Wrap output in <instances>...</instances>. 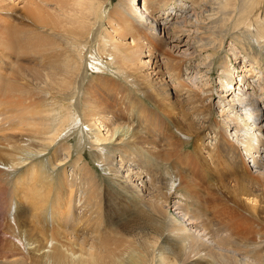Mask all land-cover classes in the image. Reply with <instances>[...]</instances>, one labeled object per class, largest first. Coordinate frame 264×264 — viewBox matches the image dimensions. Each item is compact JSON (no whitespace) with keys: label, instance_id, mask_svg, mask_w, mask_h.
Listing matches in <instances>:
<instances>
[{"label":"bare ground","instance_id":"obj_1","mask_svg":"<svg viewBox=\"0 0 264 264\" xmlns=\"http://www.w3.org/2000/svg\"><path fill=\"white\" fill-rule=\"evenodd\" d=\"M9 1L0 3V264H264V0ZM236 12L232 30L247 25L253 44L239 53L243 38L232 35L238 67L220 62L228 103L216 105L229 117L213 120L212 97L193 87L206 85ZM106 18L122 22L117 36L103 35ZM170 22L194 47L168 57L175 90L188 94L181 113L173 87L140 67L151 64L141 49L167 58L175 48L157 34ZM126 35L138 46L118 42ZM191 59L187 82L181 63Z\"/></svg>","mask_w":264,"mask_h":264},{"label":"rangeland","instance_id":"obj_2","mask_svg":"<svg viewBox=\"0 0 264 264\" xmlns=\"http://www.w3.org/2000/svg\"><path fill=\"white\" fill-rule=\"evenodd\" d=\"M22 1L23 0H13L12 2L14 4H18L19 3V8H20L22 6V4L20 5V3ZM117 1L118 0H115V3H117ZM141 2H142L141 0H137L136 1V3L137 4L140 3V5L142 4ZM0 3H2L4 6L12 5L11 1H9V0H0ZM48 7L52 8V7H54V4H50ZM187 7H188V9L192 10L193 7H194L193 2L189 1L187 3ZM184 10H185L184 7L183 8H179V11H184ZM16 11L20 12L18 9ZM174 12H177L176 9H174V11L171 14L167 13L166 17L167 18L171 17V15H173ZM158 16H159V14H158ZM234 16H235L234 19L231 21L230 24H228L230 26L231 30L227 34V36L225 37L226 39H225V44H224L223 48L218 53V56L215 57L216 61L214 60V66H212L211 71H209L210 73L201 80L203 82V84H206V85L203 86L201 83H195V86L193 87L203 97H207V98L210 97V96L212 97L211 99H208L207 102L211 103L212 105H215V108H214L215 110H214L213 116H212L213 120H225V119L228 120V117H229L227 113H225V114L224 113H220L219 111H221V110L216 105L218 104V102L219 103H228L226 100H224L222 98V95H224L226 93V92H224L226 88H224V89H220L219 88V87H221V85H219V75H220V72H221V68L219 66L220 62L222 61V59H224V60L227 61L228 65L232 66V68H233V66L238 67V64H236V65L234 64V58H233V52H234L233 50L234 49H233L232 46H230L232 41H233V36L232 35L234 34V35H237V36H240V37L243 38L241 40V42L237 43L236 48H235L236 51L239 52V53H245L246 54L244 48H241L240 45L242 47L244 45V46H246L248 48V47H250L251 44H253L251 42V43H247L248 46L246 45V40L245 39L247 38V34H248L247 25L244 26L242 24V27L240 26V28L236 29L235 31L232 30V27H233L232 24H234L236 18L239 16L238 12H236ZM108 19L109 18L105 19L104 28H103V35L104 36H108V34H111L113 36H117L116 32L120 31V25H121L122 22H120V21H109ZM171 24H172V22L167 24L168 26L166 25V30L161 29V30L157 31V34H159L161 41L168 40V38H171L170 40H171L173 46H175V48L171 50V53H168L169 55L167 56V58L164 57L162 55V53L153 50V48L150 47V46L148 48H146V49H141L140 50L141 51V58L142 59H146V61L150 59L151 64H147V65L141 64L140 67H141V70L143 71L144 74H147V73L151 72L150 75L154 79V81L161 82V83L164 82L165 83V80H166L167 84H169V86L173 87L172 92H173V94H175V96L177 95V98H173V100H175L176 102L179 103L178 109H179V111L181 113L183 108H187L188 107L186 105V103H183V100L188 96V94H187V91L183 90V89L177 88V90H179V92H177V90H175V88L177 87V82L174 79L170 78V75H171L172 68H173L174 64L177 63V61H168V57L170 55L174 56V57H177V56H180V54H182L183 52L194 53V47H192L190 45V42H187L186 44H184L183 42L186 41L185 39L183 40V42H181V40L179 38L180 36H177L172 30H169V27H170ZM114 31H116V32H114ZM164 35H166L167 37H165ZM248 39L249 38H247V41H248ZM117 40L121 44H125V46H127V47L128 46L134 47L136 45L138 46L137 42L133 43L132 38H130V36H127V35L125 37H123V38L118 37ZM253 42H255V41H253ZM108 46H113V44L109 43ZM255 46H256L255 50L259 51L260 49H259L258 45H255ZM204 55L206 56V54H204ZM193 56H194V54H193ZM195 56H196V53H195ZM198 62L199 61L197 59H191V60H188L185 63H181V66L184 68V73L182 75V80H186L187 82H191L194 79V77H195L194 75H195L196 70H191V69H194V66L196 67V63H198ZM104 64H108L107 70H106V71H108V73L106 71L103 72L105 74V76L110 78L111 80L114 77L115 78L119 77V78H117V79H115L113 81H118V82L122 83L121 80H120V76L124 77V74H121V75H118V76L116 75L117 74L116 73L117 72L116 69L120 68V67L118 65H113V63L110 64V63L104 62ZM115 66H116V68H115ZM242 67H243V65H242ZM188 68H190V70H188ZM199 71H201V69L197 70V72H199ZM118 73H121V72H118ZM238 73L241 74V76L243 75L242 71H240ZM93 76H96V73H93ZM112 76H113V78H112ZM162 76H165V77H162ZM238 82L239 81H238V78H237V82H236L237 85L235 84L236 87L231 88L229 86V92L228 93H230L232 95H236L237 94L236 89L239 88ZM259 82H260V80L256 81L254 84L255 85L257 83L259 84ZM212 88H216L215 92H211ZM247 90L252 92V87L251 88L247 87ZM263 91H264V88H263ZM259 92L260 91H258L257 93H259ZM230 100H231V98H230ZM207 102H205V104H208ZM217 113H220V114H217ZM178 120H179L180 123H182V120L180 118H178ZM186 121H187V123H190V124L193 121V124L202 125V124H199L197 121H195L193 117H191V118L188 117V119ZM111 128H112V125L109 123L107 125V129H106V127H105V129H103L104 134L106 133L105 130H109ZM87 158H88V160H90L91 159V155L88 154ZM177 196L178 195L174 192L172 197H171V200H170L171 204H170V206L168 208L169 211H171V213H173V211L175 210V207H173V206H174V203L178 200ZM0 220H2V218H0Z\"/></svg>","mask_w":264,"mask_h":264}]
</instances>
